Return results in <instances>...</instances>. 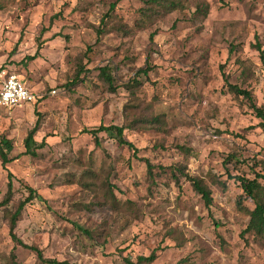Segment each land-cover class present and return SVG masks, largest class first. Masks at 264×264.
<instances>
[{
    "label": "rangeland",
    "instance_id": "1",
    "mask_svg": "<svg viewBox=\"0 0 264 264\" xmlns=\"http://www.w3.org/2000/svg\"><path fill=\"white\" fill-rule=\"evenodd\" d=\"M205 3L209 14L195 18ZM145 7L142 0H0V66L38 96L35 105L0 110V141L12 159L6 170L0 162V204L13 176L11 201L0 205V264H41L10 235L9 212L30 197L28 188L43 201L31 199L15 234L46 260L128 264L156 251L153 264H264V236L243 233L254 203L228 179L264 175V120L224 82L264 108L255 48L264 49V0H186L147 22ZM147 66L153 70L138 75ZM157 116L159 125L144 123ZM100 126L124 127L154 179L113 133H100L98 146L89 131ZM178 170L211 191V217Z\"/></svg>",
    "mask_w": 264,
    "mask_h": 264
},
{
    "label": "trees",
    "instance_id": "2",
    "mask_svg": "<svg viewBox=\"0 0 264 264\" xmlns=\"http://www.w3.org/2000/svg\"><path fill=\"white\" fill-rule=\"evenodd\" d=\"M121 1V0H119ZM186 0H142L144 5L146 6L145 8L142 9L141 11V17L142 21H150L153 18V15L156 14L159 10L163 11L166 14L178 11L183 9L184 3ZM116 8V4L112 5L111 11H114ZM209 14V5L208 4H202L201 6L198 7L197 12L195 14V18H198L200 16L201 18H206L207 15ZM107 18V16H106ZM105 20H103L102 23H104ZM104 30L103 28L98 29V35H103ZM154 36L155 34H152L150 37V40L153 42L154 41ZM257 52L260 54V59L264 63V49L257 44L255 46ZM233 53V48L230 50V54ZM153 68L150 66H147L146 69H141L138 72V75H144L147 76L150 71H152ZM100 77L107 83L109 89L111 91H115V85H114V79L108 70V68H101L100 70ZM225 85L228 87L229 91L233 93L237 97H243L245 100H247L250 103V106L256 116L259 119L264 120V108H258L255 103H254V98L253 94L245 89H241L237 85H232L229 83L228 78L224 79ZM140 85V82L138 80H134L129 86L130 91L132 94L134 89ZM144 123L148 125H159L161 123V117H152L151 119H144ZM40 127V121L37 122L35 128L29 133L27 139H26V148H27V154L30 152V147H31V141H33V137L36 134L37 130ZM124 127H119V126H110V127H105V126H100L98 129L89 131L90 134H92L95 138L96 144L99 146V138L98 135L102 132L106 133H113V135L116 136L120 146L126 147L128 150L132 151L134 154V157H138L139 150L134 146L133 143L129 142L128 140L125 139L124 136ZM44 144H42L40 147H43ZM138 160L144 162L146 164L148 174L150 178L153 180L154 179V166L151 164V162L148 159H140L137 158ZM0 162L2 164V167L6 170L7 165L12 162V159L9 158L8 152L5 150V145L4 142L1 140L0 141ZM183 177L191 184L193 190L195 191L196 194L200 195L207 210L209 213V216H212L211 208L213 206V198H212V193L211 191L204 185V183L196 178L192 177L189 174H186L182 170H178ZM229 175V174H228ZM174 178L177 176L173 175ZM13 176L9 172L8 173V192L6 194V197L4 201L0 204L2 206H8L11 197H12V190H13V183H12ZM177 179V178H176ZM228 179L234 180L237 183H239L240 188L243 191V196H245L247 199L251 200L254 203L255 208L252 211H249V216H250V221L249 224L246 228V230L243 232L244 234L248 233H254L257 236H264V187L262 186L260 181H264V175L262 174H256L254 179H248L246 177L242 176H228ZM223 188H226V184L219 182ZM109 190L112 188L110 184H108ZM30 192V197L25 200L24 202L20 203L16 210L14 212H9V221H10V235L11 238L21 247L25 249H29L37 254V258L40 261L41 264H70L69 262H59L56 260H46L43 257V254L40 250L37 248H34L32 246H28L24 244L15 234V230L17 228V224L19 222V219L28 203L31 202V199L37 198L39 201H43L42 198L36 193V191L32 188H28ZM112 197V196H111ZM112 200H115L112 197ZM214 225L216 228L220 227V224L218 222H215L213 220ZM157 260V252L154 251L149 257H139L136 263H131L128 262V264H153Z\"/></svg>",
    "mask_w": 264,
    "mask_h": 264
},
{
    "label": "built area",
    "instance_id": "3",
    "mask_svg": "<svg viewBox=\"0 0 264 264\" xmlns=\"http://www.w3.org/2000/svg\"><path fill=\"white\" fill-rule=\"evenodd\" d=\"M37 101L38 96L23 80L0 66V110L10 111L24 105H35Z\"/></svg>",
    "mask_w": 264,
    "mask_h": 264
}]
</instances>
